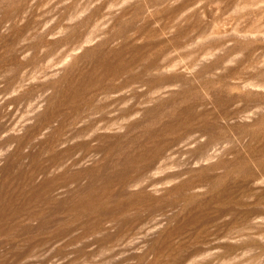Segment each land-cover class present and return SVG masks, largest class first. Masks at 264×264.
<instances>
[{
    "label": "clouds",
    "instance_id": "1",
    "mask_svg": "<svg viewBox=\"0 0 264 264\" xmlns=\"http://www.w3.org/2000/svg\"><path fill=\"white\" fill-rule=\"evenodd\" d=\"M41 141L0 264H264V0H0V168Z\"/></svg>",
    "mask_w": 264,
    "mask_h": 264
},
{
    "label": "rangeland",
    "instance_id": "2",
    "mask_svg": "<svg viewBox=\"0 0 264 264\" xmlns=\"http://www.w3.org/2000/svg\"><path fill=\"white\" fill-rule=\"evenodd\" d=\"M30 23V22H29ZM28 25H25L21 32H23L24 29H26ZM11 42V41H9ZM142 47V46H138ZM131 51H136V49H133ZM221 111L223 112L224 109L221 108ZM52 118L51 115L45 117V120H50ZM43 122V121H42ZM38 129L34 128L32 132L28 133V137L30 138L31 135L35 134V132ZM47 147V142L41 141L38 145H35L34 148L36 151H30L27 154V163L23 165V167L20 169L19 173H17L15 176H13V170L17 167L18 164L23 163V157L20 158V160H17L15 163H12L9 161V163L5 164L3 168H0V219H2L4 216L8 214L9 211V204L15 199V193L12 192V189L9 187V184L13 179L19 181V179L24 175L25 170L28 168L29 165H31L34 169H37L38 171H47V166H44L43 168H38L37 164H34L33 161L37 159V157L40 155L41 150L43 148ZM74 150L73 146H70L68 149L62 150L61 152H57L53 154L50 157H47L46 159L50 162V164H55L62 156L63 152H72ZM7 178V180H6ZM51 183V181H45L42 183V185L37 186V191H39L41 188L46 187L47 184ZM241 185H229L224 192L216 198L212 203L204 202V206L202 207H194L190 210L191 215H188L186 219L183 220L181 223L180 221L177 222V232H183L187 231L188 228L192 225H195L196 228L200 227L201 224L204 223H210L213 221L216 217L213 215V212L219 211L220 214H223L224 211H227V209H214L213 204L216 202H220L223 200H226L230 196H235L239 190ZM62 209L57 206L51 210L49 213V216H51L53 213L61 211ZM112 210H108V213H110ZM59 219V217H57ZM57 221L55 219L49 220L47 225H44L43 223L41 225H38L39 228L44 227H51L54 225ZM195 228H193V231ZM31 231H36L35 228L31 229ZM0 235H3V233H0ZM6 245V246H5ZM15 245L12 244L8 240L0 239V248L3 249L4 252H10L12 248H14ZM14 255H18L16 253H13ZM5 264H7V261H5Z\"/></svg>",
    "mask_w": 264,
    "mask_h": 264
}]
</instances>
